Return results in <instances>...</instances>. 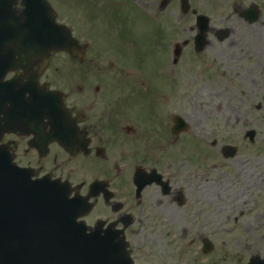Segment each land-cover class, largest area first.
Instances as JSON below:
<instances>
[{
	"label": "flooded vegetation",
	"instance_id": "af4514ba",
	"mask_svg": "<svg viewBox=\"0 0 264 264\" xmlns=\"http://www.w3.org/2000/svg\"><path fill=\"white\" fill-rule=\"evenodd\" d=\"M140 1L163 13L164 0ZM109 3L116 10L121 7ZM179 5L180 0H170L167 9ZM189 5L191 22L201 14L198 8L210 20L200 54L207 58L211 48H219L213 54L217 59L204 65L205 89L233 86L242 103L252 102L255 116L264 118V0H189ZM15 8L21 10V0ZM24 22L18 19L7 30L19 37L17 28ZM74 37L83 50L76 56L53 54L39 76L38 85L47 88L51 99L44 114L31 106V87L37 82L30 79L40 63L33 61L25 72L18 55L28 51H1L17 56L15 62L7 60L11 70L0 80V125L3 119L15 120L0 134V148L8 147L13 163L31 170L33 180L64 181L71 184L72 197H90L93 208L85 222L92 226L101 221L123 231L135 264H196V256H208L203 252L207 234L221 227L252 240L243 257L228 258L229 264L264 258V158L254 145L256 133H247L248 144L241 141L243 135L230 134L236 140L232 158L223 154L227 130H215L211 111L198 120L184 114L186 132L175 135L179 105L174 109L164 103L152 75L164 67L162 35L148 44L125 34L100 39L109 50L97 45L94 35ZM188 47L195 50L192 39ZM225 92L210 97V107L233 103ZM213 131L222 145L212 141ZM137 174L144 181L140 191ZM149 246L157 252L147 255ZM242 246L240 242L236 248ZM254 246L263 254L253 251Z\"/></svg>",
	"mask_w": 264,
	"mask_h": 264
},
{
	"label": "water",
	"instance_id": "95a60500",
	"mask_svg": "<svg viewBox=\"0 0 264 264\" xmlns=\"http://www.w3.org/2000/svg\"><path fill=\"white\" fill-rule=\"evenodd\" d=\"M10 181L0 183V264H129L111 236L76 225L77 201L53 187L40 192L38 185Z\"/></svg>",
	"mask_w": 264,
	"mask_h": 264
},
{
	"label": "rangeland",
	"instance_id": "374dc122",
	"mask_svg": "<svg viewBox=\"0 0 264 264\" xmlns=\"http://www.w3.org/2000/svg\"><path fill=\"white\" fill-rule=\"evenodd\" d=\"M98 1L106 2L107 0ZM111 3L121 6L117 14H111L109 10L102 6H96L98 8L96 12L87 7L83 8V12H79V15H75V21L78 23L79 30L83 33H88V35H94L98 39L97 45L102 46L104 50H109L110 48L106 42L100 41L101 36L102 39L106 40L111 35L126 33L129 36L139 39V41L147 40L148 42L141 41L144 44L150 43L152 37L158 32L156 24L146 16L139 5L137 3L133 4L127 0H111ZM147 10L149 12L148 14H152L151 8H148ZM175 21L178 23L179 29H185L183 19H180V22L176 19ZM168 24L169 19L168 17H165L161 18L160 25H158V30L165 35V38H169L170 36L168 34L169 30L166 31ZM185 33L187 32L185 31ZM216 50H219V48H211L207 53L208 57L203 60L207 61L208 59L210 62L216 60L217 58L213 56ZM230 51L231 50L226 51L223 58ZM164 56L165 54H163V57ZM153 61L155 64V58ZM188 61V58L184 59L179 69V73L174 75V77L178 79V89L175 93V97L177 98H175V100L176 102H185V105L180 104L181 108H186L185 111L182 110L181 113L187 112L188 114H192V116L198 120L199 116L211 111L212 115L210 120L214 127H218L221 124L224 125L227 129V133L236 132L237 134L243 135L242 139L244 140V143L247 144L251 142L250 139L246 138L247 133L255 132L256 137L254 139V145L260 147V158L262 161L264 158V118L259 115L258 117L255 116V114L258 113L256 106H254L252 102L243 104L240 96L237 95L233 89V86L224 87L221 84L220 88L212 85L210 90L205 89V83L207 80H205V77L200 74L199 67L193 65V62L188 63ZM223 61L224 60H221V62ZM154 71H156V69H154ZM212 71H217L216 67H212ZM165 73L169 76L167 70H165ZM149 74L150 72L148 75ZM162 74H164V70L162 71ZM152 75L158 88L164 90V92L170 91V80L167 77L159 75L158 72L153 73ZM227 75L230 76V74ZM219 90L222 94L225 91H229L225 93H227L228 97H232L234 104L229 103L228 106H218L214 104L210 107L211 104H209L208 99L210 97H215V94L218 93ZM211 93L213 94L212 96H210ZM260 117L261 119H259ZM226 118L229 119L230 122H223ZM261 171L264 172V164L262 163ZM222 236L225 238L224 242L228 245L230 239L224 233H222ZM215 239L217 241L222 240V238L218 236L215 237ZM239 252H241V249H239Z\"/></svg>",
	"mask_w": 264,
	"mask_h": 264
}]
</instances>
